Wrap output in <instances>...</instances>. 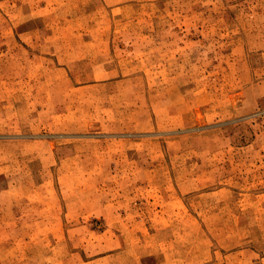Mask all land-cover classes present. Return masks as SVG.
I'll list each match as a JSON object with an SVG mask.
<instances>
[{
    "label": "rangeland",
    "instance_id": "1",
    "mask_svg": "<svg viewBox=\"0 0 264 264\" xmlns=\"http://www.w3.org/2000/svg\"><path fill=\"white\" fill-rule=\"evenodd\" d=\"M0 264H264V0H0Z\"/></svg>",
    "mask_w": 264,
    "mask_h": 264
}]
</instances>
